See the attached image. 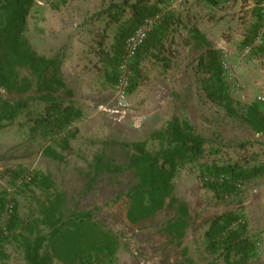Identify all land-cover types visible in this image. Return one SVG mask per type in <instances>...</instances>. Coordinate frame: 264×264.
Masks as SVG:
<instances>
[{
	"label": "rangeland",
	"instance_id": "rangeland-1",
	"mask_svg": "<svg viewBox=\"0 0 264 264\" xmlns=\"http://www.w3.org/2000/svg\"><path fill=\"white\" fill-rule=\"evenodd\" d=\"M123 1L37 0L27 37L40 56L61 62L68 93L60 90L51 96L64 107L71 106L73 116L61 127L39 128L35 120L45 116L48 104L41 99L46 94L33 89L17 95L0 89L6 100L29 104L26 113L0 131V199L4 200L0 230L10 201L7 188L32 176V182L18 188L11 200L15 209L0 235V264H26L9 228L15 214L25 222L37 217V199L43 200L47 189L64 196L65 216L90 214L119 237L113 264H227L223 242L232 233L247 239L242 264H264V177L221 197L200 178L212 162L264 164V135L256 134L242 119L252 103L264 107V40L255 44L264 28V0H145L153 14L162 17L158 28L167 29L166 53L158 55L153 49L140 57L138 53L132 61V110L116 122L100 107H113L127 38H121L125 25L112 24L100 14ZM193 29L223 54L236 117L205 95L196 73L205 48L192 40ZM165 55L173 57L168 69L161 61ZM20 76L32 79L26 70ZM173 119L188 122L207 141L204 162L187 165L175 180L174 196L186 206L189 222L181 241L166 230L179 217L177 205L168 202L163 211L139 225L127 220L126 194L136 183L128 169L131 146L146 143L147 149L157 151L159 144L152 137ZM72 123L78 126L69 130ZM98 157L110 164L111 172H96ZM229 216L232 222L217 235L213 247L214 241L207 237L210 223ZM232 225L238 228L228 232ZM5 237L10 238L1 242ZM239 258L234 254L231 262L239 264Z\"/></svg>",
	"mask_w": 264,
	"mask_h": 264
},
{
	"label": "trees",
	"instance_id": "trees-1",
	"mask_svg": "<svg viewBox=\"0 0 264 264\" xmlns=\"http://www.w3.org/2000/svg\"><path fill=\"white\" fill-rule=\"evenodd\" d=\"M37 7V0H0V89L17 95L27 94L33 89L46 94L41 99L48 104L45 116L36 119L35 124L39 128L61 127L73 116L71 106L64 107L51 96L60 90L68 93L61 71L62 64L58 59L40 56L27 37L29 20ZM100 15L106 16L112 24L121 27L125 25L121 35L124 40L146 18L155 14L153 9L147 7L145 0L134 3L124 0L121 4H112ZM166 30L157 25L140 49L138 57L153 49L158 55L166 53ZM189 33L195 43L205 48V52L198 58L196 73L201 78L200 83L207 99L223 107L229 116L236 117L238 114L234 107L235 101L229 95L222 52L214 49L198 29ZM172 60L173 57L168 59L166 55L161 57L166 69L171 67ZM22 70L29 71L32 79H22ZM28 110L27 102H10L0 92V131ZM242 119L256 134L264 135L262 105L252 103ZM152 138L159 144L157 151L147 149L146 143L131 146L133 154L129 158L128 169L133 172L136 183L126 194L129 201L127 220L131 225H139L163 211L168 202L170 206L177 205L179 217L169 223L166 230L176 241H181L189 222L186 206L174 196L175 180L187 165L201 164L206 156L207 141L191 124L177 119L169 122L166 128L155 133ZM49 152H52L51 149H48ZM250 162L247 160L223 166H218L216 162L208 163L205 166L207 171L200 175L201 182L204 186L215 188V194L219 197L242 190L236 186L237 183L246 188L255 178L264 177V164L250 167ZM95 170L97 173L111 172L112 167L103 157H98ZM219 174L229 177V182L218 185L205 183L206 176ZM47 185L48 188L53 187L50 181H47ZM47 192L43 200L37 199L35 219L25 222L15 214L11 221L10 237L19 244L25 263L54 264L58 261L62 264H113L120 248L119 237L93 221L90 214L74 213L65 216L64 196L54 189H47ZM3 208L4 200L0 199V215ZM231 222L229 216L217 218L210 223L207 237L214 241L213 247L217 244V235ZM10 237L2 238L1 242ZM247 244V239L240 233L230 234L223 242L227 264H234L231 262L234 254L240 256L237 262L242 264Z\"/></svg>",
	"mask_w": 264,
	"mask_h": 264
},
{
	"label": "built area",
	"instance_id": "built-area-1",
	"mask_svg": "<svg viewBox=\"0 0 264 264\" xmlns=\"http://www.w3.org/2000/svg\"><path fill=\"white\" fill-rule=\"evenodd\" d=\"M162 17L160 15H154L152 17L146 18L143 23L135 30V32L128 37L125 42V55L122 59V62L119 67V77L118 82L114 91V103L113 107L104 109L103 106L100 108L105 110L110 117L114 119L116 122H121L126 119L132 110V106L129 101V89L131 84V63L138 55L140 49L144 46L149 34L153 31V29L160 23ZM264 40V28L260 31L259 35L255 40V44L260 45ZM77 123H72L69 126V130H73L77 127ZM205 183H209L212 185H218L221 183L229 182V177L224 174L219 175H208L205 177ZM32 182V176L27 175L21 179L15 187L7 188L6 194L10 201L5 206V214L2 217V229L0 230V235L4 233L5 227L4 223L14 212V204L11 201L14 197L17 189L20 188L24 184H29ZM236 186L239 189H244L245 185L241 183H237ZM238 228V225H232L228 229V232H233Z\"/></svg>",
	"mask_w": 264,
	"mask_h": 264
}]
</instances>
